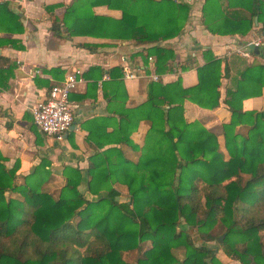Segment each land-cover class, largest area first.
I'll return each instance as SVG.
<instances>
[{
    "label": "trees",
    "instance_id": "1",
    "mask_svg": "<svg viewBox=\"0 0 264 264\" xmlns=\"http://www.w3.org/2000/svg\"><path fill=\"white\" fill-rule=\"evenodd\" d=\"M250 2L247 19L235 11L217 16L218 0H204L202 22L210 31L212 19L245 23L246 31L257 15L264 31V0ZM97 5L118 9L121 17L97 15L92 10ZM228 5L243 7L238 1ZM188 12L189 5L176 0H72L54 18L51 30L66 38L151 43L144 60L153 56L155 72L162 74L170 70L174 56L160 42L180 33ZM0 24L9 32L23 30L19 13L5 2L0 3ZM206 55L192 87H183L180 77L149 82L146 101L133 109L142 113L141 119L151 120L146 147L136 162L119 154L118 163L111 165L112 150L95 154L86 170L85 189L93 199L79 189L78 168H64L66 181L54 199L38 187L49 177L47 161L34 168L33 186L19 183L18 165L7 168L0 153V264H223L219 251L239 264H264V110L243 109L246 98L261 94L264 65L245 67L227 89L231 116L222 125L221 149L213 131L187 122L183 114L185 99L209 109L219 104L218 88L228 71L209 50ZM10 63L0 56V67ZM104 73L109 80L102 85L112 88L108 97L123 104L127 94L119 67L104 71L92 66L83 75L94 78L89 87L96 89ZM130 111H117V132L126 128ZM239 125H247V131L236 130ZM117 182L126 186L127 201L117 200ZM146 243L150 245L144 248ZM134 250L135 261H127L124 256Z\"/></svg>",
    "mask_w": 264,
    "mask_h": 264
},
{
    "label": "crops",
    "instance_id": "2",
    "mask_svg": "<svg viewBox=\"0 0 264 264\" xmlns=\"http://www.w3.org/2000/svg\"><path fill=\"white\" fill-rule=\"evenodd\" d=\"M71 1L0 0V3H7L10 10L19 13L23 27L20 33L9 32L4 24H0V42H5L0 46V56L11 60L9 66L0 67V153L7 168L18 165L17 181L33 186L37 185L31 176L34 168L42 161H47L49 177L38 187L39 190L40 187L41 190H48L54 199L66 181L64 168H78L82 174L79 189L85 197L93 199L94 196L89 195L85 189L86 170L95 154L112 150L109 152L111 165L118 163L119 154L136 162L146 147L147 133L152 123L149 119H141L142 113L134 110L147 99L148 84L152 81L151 71L154 67L148 60L145 62L143 56H146V49L153 44L138 43L131 39L87 35L66 38L56 35L51 30L52 21L63 15L66 4ZM176 1L189 5L188 17L177 36L160 42L173 52L174 60L169 62L170 70L162 73L159 81L169 83L180 77L183 87H192L198 83L197 67L205 64L208 50L221 60V66H226L228 75L222 78V85L218 88V106L204 108L185 99L183 114L187 122L197 121L213 131L223 149L222 125L231 116L225 103L226 91L232 88L245 67L252 64L264 65L262 22L255 15L252 17L251 27L244 31L247 28L245 23H220V20L212 19L210 31L202 22L204 0ZM228 1H238L243 7H230ZM250 1L218 0L220 5L215 14L219 16L220 13L225 15L235 11L238 17L248 19L251 16L247 10ZM54 4L60 6L54 10L47 9ZM92 10L97 15H108L116 19L121 17L120 10L110 9L106 5L94 6ZM256 39H261L258 53L249 48L247 56L234 51ZM92 66H99L104 71L119 67L121 72L126 66L134 73L133 77L121 76L127 94L123 104L108 97L111 85H102L103 81L109 80L107 74L98 78L96 89L89 87L94 78H84L83 74ZM76 69L82 72V81L78 82L70 94L74 128L61 139L46 136L34 125L29 107L42 98L50 86L62 81L67 73ZM125 109L132 110L129 121L123 131L117 132L120 121L118 112ZM243 109L264 110V86L259 96L243 101ZM247 129V125L236 127L240 132ZM91 130L93 139L89 138ZM99 163L102 165L101 161ZM114 186L120 193L117 200L127 201L126 186L118 182Z\"/></svg>",
    "mask_w": 264,
    "mask_h": 264
},
{
    "label": "built area",
    "instance_id": "3",
    "mask_svg": "<svg viewBox=\"0 0 264 264\" xmlns=\"http://www.w3.org/2000/svg\"><path fill=\"white\" fill-rule=\"evenodd\" d=\"M261 36H264L262 31ZM250 46H261V39L253 40L244 47L234 49L240 55L247 56ZM148 62L154 69L151 71V80L159 81L161 74L155 72V61L153 56H148ZM122 75L125 78L133 77L134 73L123 67ZM82 81V72L79 69L67 73L62 81L55 82L42 98L30 105L32 121L34 125L44 135L61 139L68 132L73 122V105L70 94L75 89L78 82Z\"/></svg>",
    "mask_w": 264,
    "mask_h": 264
},
{
    "label": "rangeland",
    "instance_id": "4",
    "mask_svg": "<svg viewBox=\"0 0 264 264\" xmlns=\"http://www.w3.org/2000/svg\"><path fill=\"white\" fill-rule=\"evenodd\" d=\"M189 232H190L191 236L195 238L196 241H199V242L201 241V240L199 239V236H197L195 230H190ZM262 240H263V242H264V235H263V237H262ZM199 242H198V243H199ZM208 243H209L210 245L213 244V242H210V241H209ZM149 245H150L149 243H146L143 247L146 248V247L149 246ZM219 254H220V255H219L218 257L220 258V260L222 261L223 264H239L238 261L233 260V259H231V258L225 256V255L222 253V251H219ZM124 257H125V259H126L127 261H129V262H134L135 259H136V257H137V251L134 250V251H132L131 253H128L127 255H125Z\"/></svg>",
    "mask_w": 264,
    "mask_h": 264
},
{
    "label": "water",
    "instance_id": "5",
    "mask_svg": "<svg viewBox=\"0 0 264 264\" xmlns=\"http://www.w3.org/2000/svg\"><path fill=\"white\" fill-rule=\"evenodd\" d=\"M250 48L253 49L256 53L259 52V49H258V47H256V46H250ZM73 128H74V124H71L69 130H72ZM69 130H68V131H69ZM65 135H66V133H65Z\"/></svg>",
    "mask_w": 264,
    "mask_h": 264
}]
</instances>
